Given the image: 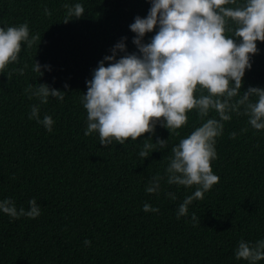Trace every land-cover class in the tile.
<instances>
[{"label":"trees","instance_id":"trees-1","mask_svg":"<svg viewBox=\"0 0 264 264\" xmlns=\"http://www.w3.org/2000/svg\"><path fill=\"white\" fill-rule=\"evenodd\" d=\"M76 3L85 13L64 23V5ZM150 7V0H0V27L26 22L30 38L41 37L31 48L22 44L18 62L0 72V200L10 198L17 210L28 211L35 199L40 208L34 219L0 212V264H250L236 259L235 250L240 241L264 240V129L255 130L247 116L235 112L222 122L211 162L219 182L179 219V205L197 186L167 183L171 149L207 119L219 120L215 110L201 119L194 109L180 129L169 133L157 124L154 133L123 145L113 141L105 147L98 133L84 135L86 81L121 38L127 53L137 52L129 25L136 16L145 18ZM155 31L143 41L150 42ZM256 43L259 52L242 79L241 94L250 86L264 89V42ZM123 54L117 52V59ZM35 61L42 75L33 71ZM21 68L23 75L13 71ZM29 84H47L65 98L41 104L29 99ZM33 105L41 120L52 117L51 132L29 119ZM149 138L168 140L167 147L157 145L142 158ZM157 175L163 178L159 191L147 193ZM145 204L158 211H143Z\"/></svg>","mask_w":264,"mask_h":264},{"label":"clouds","instance_id":"clouds-1","mask_svg":"<svg viewBox=\"0 0 264 264\" xmlns=\"http://www.w3.org/2000/svg\"><path fill=\"white\" fill-rule=\"evenodd\" d=\"M150 3L147 16H136L129 25L135 33L132 43L137 52L127 53L126 38H121L111 49L112 54L98 62L92 78L86 81L87 91L82 97L87 113L84 135L98 133L100 145L105 147L113 141L123 145L129 139L135 141L145 133H154L157 124L169 133L180 129L187 124V113L194 109L201 119L215 110L219 120L207 119L171 149L167 183L197 186L179 205V219L188 215V206L194 200H202L204 193L219 182L211 162L217 158L215 142L222 135V122L231 120V113L235 112L247 116L248 124L255 130L264 129V89L250 86L242 94L240 91L245 72L251 68V58L259 52L256 42H264V0H244L242 4L238 0H150ZM64 7L67 9L64 23L85 13L80 3ZM44 11L45 15H51L47 8ZM154 29L155 35L145 43V34ZM40 39L38 35L30 38L26 22L7 29L0 27V72L18 62L22 44L31 48ZM117 52L124 54L117 59ZM41 67L35 61L33 71L42 75ZM13 71L24 74L23 68ZM25 92L31 93L29 99L37 97L41 104H47L49 97L60 101L65 98V92L47 84H29ZM197 92L201 94L197 96ZM29 119H36L47 131H52V117L44 115L41 120L37 105L32 106ZM235 136L236 133L230 134V138ZM149 141L151 138L145 139L139 153L142 158L148 157L157 145L164 149L168 143L159 138L155 143ZM161 179L159 175L153 177L145 191L157 193ZM168 195L176 199L173 193ZM29 205L28 211L17 210L14 201L4 199L0 200V212L13 219L38 217L40 208L35 199ZM143 211L158 209L145 204ZM191 219L198 221L195 213ZM90 243L85 241V245ZM235 257L256 264L264 259V240L255 245L240 241Z\"/></svg>","mask_w":264,"mask_h":264}]
</instances>
